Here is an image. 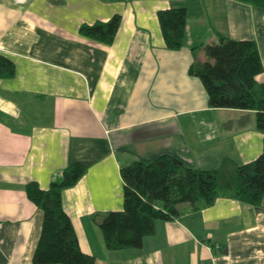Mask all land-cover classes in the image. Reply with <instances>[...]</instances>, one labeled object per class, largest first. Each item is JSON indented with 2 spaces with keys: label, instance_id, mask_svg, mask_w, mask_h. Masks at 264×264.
<instances>
[{
  "label": "crops",
  "instance_id": "obj_1",
  "mask_svg": "<svg viewBox=\"0 0 264 264\" xmlns=\"http://www.w3.org/2000/svg\"><path fill=\"white\" fill-rule=\"evenodd\" d=\"M179 7L187 9L184 43L172 50L158 12ZM115 14L112 43L80 33ZM220 37L256 41L264 64V10L247 2L0 0V53L15 64L13 77H0V264H34L44 213L26 185L47 189L76 162L86 172L62 202L95 264H264V197L185 207L139 249L109 250L92 220L123 209L120 170L134 160L170 154L210 169L263 152L255 112L211 107L190 74L195 48Z\"/></svg>",
  "mask_w": 264,
  "mask_h": 264
},
{
  "label": "trees",
  "instance_id": "obj_2",
  "mask_svg": "<svg viewBox=\"0 0 264 264\" xmlns=\"http://www.w3.org/2000/svg\"><path fill=\"white\" fill-rule=\"evenodd\" d=\"M238 1L264 10V0ZM158 18L166 46L180 49L184 43L187 9L160 10ZM121 19L120 14H115L107 21L84 23L80 33L110 44ZM263 73L256 41L225 37L195 48V61L190 68V74L202 81L211 107L253 111L257 128L264 133V81L259 79ZM14 75V62L0 53V77ZM85 172L86 167L76 162L68 165L62 178L51 182L47 189L36 181L26 185L28 198L44 213L34 264H95L96 257L81 249L62 202L63 191L73 187ZM120 172L124 183L123 209L92 214L111 251L142 248L145 239L155 234L159 221L179 218L185 207L197 211L220 196L260 205L264 197V149L250 162L224 159L218 167L210 169L192 167L178 157L161 154L152 161L134 160L123 165Z\"/></svg>",
  "mask_w": 264,
  "mask_h": 264
}]
</instances>
